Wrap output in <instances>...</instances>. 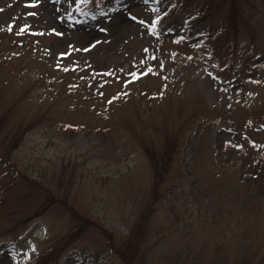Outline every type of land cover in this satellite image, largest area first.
<instances>
[{
  "label": "rangeland",
  "instance_id": "1",
  "mask_svg": "<svg viewBox=\"0 0 264 264\" xmlns=\"http://www.w3.org/2000/svg\"><path fill=\"white\" fill-rule=\"evenodd\" d=\"M258 220L264 0H0V264H241Z\"/></svg>",
  "mask_w": 264,
  "mask_h": 264
},
{
  "label": "trees",
  "instance_id": "2",
  "mask_svg": "<svg viewBox=\"0 0 264 264\" xmlns=\"http://www.w3.org/2000/svg\"><path fill=\"white\" fill-rule=\"evenodd\" d=\"M171 157V156H170ZM160 177V175H157V178ZM249 189L246 190V194L243 195V207H244V202H248L251 200V194L248 193ZM148 213H145L142 217V219L136 224V226L132 229L128 241H127V248H131L134 245V242L137 241L135 240V238L138 235V229L141 228L139 227L140 223L143 222V220L146 218ZM76 216V215H75ZM255 230V234L253 237H251V239L249 238L250 236H246L244 235V237H242V240L240 241V243L238 244L239 247L241 248V250H243V254L241 256V259H239V262L241 264H264V255H260L258 254V251H254V248H258V241H259V237L262 235V237L264 236V225L262 222H260L258 220V222L256 223V227H254ZM247 238H249L250 242L247 240ZM127 251L126 249H122V254ZM124 257V254H123ZM126 259V257H124ZM127 264H129L128 260L126 261Z\"/></svg>",
  "mask_w": 264,
  "mask_h": 264
},
{
  "label": "snow or ice",
  "instance_id": "3",
  "mask_svg": "<svg viewBox=\"0 0 264 264\" xmlns=\"http://www.w3.org/2000/svg\"><path fill=\"white\" fill-rule=\"evenodd\" d=\"M82 2H83V0H82ZM157 19H159V17H157ZM25 27H27V26H25ZM53 31H55V29H53Z\"/></svg>",
  "mask_w": 264,
  "mask_h": 264
}]
</instances>
